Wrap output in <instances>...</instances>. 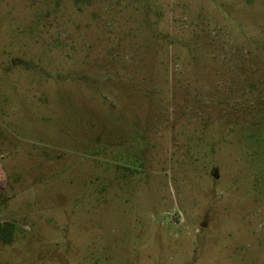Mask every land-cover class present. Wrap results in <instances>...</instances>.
I'll return each instance as SVG.
<instances>
[{"label":"rangeland","instance_id":"374dc122","mask_svg":"<svg viewBox=\"0 0 264 264\" xmlns=\"http://www.w3.org/2000/svg\"><path fill=\"white\" fill-rule=\"evenodd\" d=\"M0 264H264V0H0Z\"/></svg>","mask_w":264,"mask_h":264}]
</instances>
